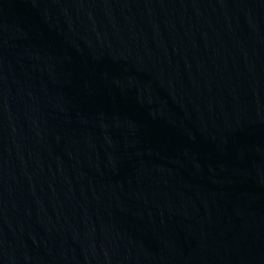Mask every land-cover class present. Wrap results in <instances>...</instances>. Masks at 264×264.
<instances>
[{
	"label": "water",
	"instance_id": "1",
	"mask_svg": "<svg viewBox=\"0 0 264 264\" xmlns=\"http://www.w3.org/2000/svg\"><path fill=\"white\" fill-rule=\"evenodd\" d=\"M0 264H264V0H0Z\"/></svg>",
	"mask_w": 264,
	"mask_h": 264
}]
</instances>
